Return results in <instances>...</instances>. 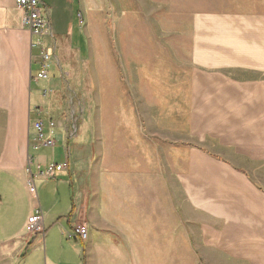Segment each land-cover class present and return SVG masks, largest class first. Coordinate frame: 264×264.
Returning <instances> with one entry per match:
<instances>
[{
    "label": "crops",
    "instance_id": "0c3cea01",
    "mask_svg": "<svg viewBox=\"0 0 264 264\" xmlns=\"http://www.w3.org/2000/svg\"><path fill=\"white\" fill-rule=\"evenodd\" d=\"M40 1L50 25L44 36L50 51L44 84H60L71 59L90 54L91 102L97 104L98 120L106 115L108 150L115 148L111 134L119 135L113 134L115 123L122 128L123 152L140 145L131 133L132 120L148 147L166 151L163 142L169 144V199L161 174L122 177L126 186L115 191L100 176L115 161L81 159L80 151L87 149L83 134H71L73 140L67 141L65 127L45 107L55 121L47 135L55 141H30L31 99L38 96L33 104L48 108L51 97L40 93L33 78L40 61L32 45L37 37L23 25L14 0H0V264H141L128 233L146 227L144 220L134 223L125 214L132 200L128 185L144 186L133 200L142 199L143 206L153 201L155 264H264V0H220L218 8L191 10L186 48L181 45L184 67L172 70L170 81L163 80L156 62L154 81L148 80V57L157 47L147 41L146 32L122 27L110 34L93 18L87 26L84 8L98 13L102 0ZM111 53L122 56L124 93L127 87L135 89L134 100L122 96L127 106L121 123L114 107L106 112L103 107L116 103V97H103L99 90L104 84L98 72H111L112 64L104 61ZM111 77L106 83L113 89ZM131 103L139 104L138 115ZM164 105H171L169 111ZM64 160L68 167L54 175L39 173L44 164ZM128 164L123 161L135 168ZM28 167L37 199L26 186ZM147 183L154 184L153 192L145 191ZM36 206L41 234L27 231ZM82 221L87 238L68 236Z\"/></svg>",
    "mask_w": 264,
    "mask_h": 264
},
{
    "label": "rangeland",
    "instance_id": "374dc122",
    "mask_svg": "<svg viewBox=\"0 0 264 264\" xmlns=\"http://www.w3.org/2000/svg\"><path fill=\"white\" fill-rule=\"evenodd\" d=\"M219 3L220 0H102L101 5L103 8H100L98 13H96L88 5L84 9L86 11L85 19L88 27L91 19L93 18L94 22H98L100 30L109 32L110 34L113 29L115 31L118 30V28L122 30V27H125L126 30L127 27H129V30L132 33L146 32L148 34L147 41L150 42L151 46L157 47V49H155L157 52H153L152 56L148 57L149 59H152L151 66H148V76L150 75L148 80L154 81V64L156 62L157 65H161L163 68V80L170 81L173 78L171 71L173 70L179 72V70L184 67L183 63L186 60L184 55L183 57L180 55L185 54L181 45L186 48L185 35L187 34V18L190 11L208 7L218 8ZM122 22L123 25L121 24ZM114 46L115 45L112 43L111 48ZM111 54L109 61L104 60L105 62H109L110 65L112 64V67L109 66V71L111 72H98L100 83L102 82L104 84V87H100L99 90L100 94H103V97L109 96V99H111L112 96L116 97V103L113 105L104 103L103 107L105 112L107 107H114V111L118 113L119 123H121L123 118V109L127 106L126 103L123 102L122 96L123 94L128 96L130 95L132 100H134L133 95H135V89L130 90L127 87L124 93L122 56H119L116 53ZM178 56L180 57L178 58ZM176 60L178 61L177 64H175ZM113 64L116 65L113 67ZM101 66L106 70V65L102 64ZM64 73L65 74H62L63 77L60 79V84H57L56 86L44 84L45 79L34 81H37L36 83L41 94L47 93L51 97L52 100L50 99L48 108L46 105H40V107H45V110L47 109L49 111L56 122H59L65 127L66 140L72 141L73 138H71V136L73 134H83L82 143L83 145H87V149L84 153L80 151V158L88 161H103V159L115 161L116 163L114 162L113 166L101 169L100 176L101 178L106 177L107 182H111L112 186L116 187L115 191L117 192H121L122 187L126 186V184H121L122 177H133L137 175L154 177L155 175L161 174L164 179L163 191L169 199L170 168L166 166V160L170 157V145L163 142L162 147L167 149L166 151H159L160 146L158 145H150L148 147L145 142L146 136L144 134L139 136V126L135 125L132 120V130L134 131L131 130V133L135 135V143L141 141L140 145L136 143L135 151L126 153L123 152L121 145L122 128L120 126L119 129H117L116 125L118 123H115V130H113V134L115 132V134L119 133V135L111 134L110 137L115 141L113 143L115 148L112 149V151H109L106 135V115L103 114V118L100 114V118L98 120V116L96 115L97 104L91 102L92 72L90 54L84 56L82 60L75 58L71 59L70 70H67V72ZM108 74H112L111 80L114 85L113 89L112 86L108 87L109 81L106 83V77ZM33 87L35 88L34 85ZM152 93L153 91L151 94ZM37 100L38 96L31 99L32 104L29 106V109L33 105H39L33 104L37 102ZM129 106L132 112H135L136 115L139 114L138 103H131ZM164 107H168L167 109H164V111H169L171 105H164ZM29 114V126L31 127L30 119L32 117V113L30 112ZM136 121L138 122L137 117ZM32 135L33 133L31 136ZM117 141H119V143ZM90 143L93 144L91 152L89 148ZM68 144L69 142H67V146ZM48 149L49 148H45L44 150L47 151ZM124 160L129 162L128 165L134 163L135 168H131L127 165L123 166ZM140 160L143 162L146 161L147 166L137 167V165L142 162ZM160 163H162V167H158V164ZM117 178L119 180H115ZM128 186L130 187V196L132 197V200L130 201L131 203L128 201V208L126 209L125 214L132 216L134 223L139 224L144 220L143 222L146 227L144 232H129L128 234L132 236V240L136 245L135 250L138 254L140 263L155 264V212L153 205L149 204V202L153 203V201H149V199H147L145 201L146 207L143 206L144 201L142 199L140 201L133 199L138 197L139 190H144L142 188L144 186ZM145 188L147 193L153 192V189L150 188H154V184L147 183ZM141 226L143 227V224H141Z\"/></svg>",
    "mask_w": 264,
    "mask_h": 264
},
{
    "label": "built area",
    "instance_id": "2783aa9c",
    "mask_svg": "<svg viewBox=\"0 0 264 264\" xmlns=\"http://www.w3.org/2000/svg\"><path fill=\"white\" fill-rule=\"evenodd\" d=\"M14 3L22 10V23L30 31V33L37 37V41L33 42L38 48L40 57L39 68L33 78L35 80L46 79L48 77V67L50 62V51L47 49L44 36L49 33L50 25L47 15L40 0H14ZM32 117L30 119L31 127L33 128V135L30 141L35 145H52L55 141L54 137L47 135V130L55 126V121L52 117L46 115L44 108L39 105H33L30 108ZM38 164V163H37ZM68 167V161L49 162L43 165L39 173L54 175L57 171ZM28 177L26 186L31 197L37 199V190L34 180V174L27 168ZM27 231L31 233H43L44 227L42 223V214L38 206L27 220ZM87 225L85 222L74 224L68 236L77 235L82 239L87 237Z\"/></svg>",
    "mask_w": 264,
    "mask_h": 264
}]
</instances>
